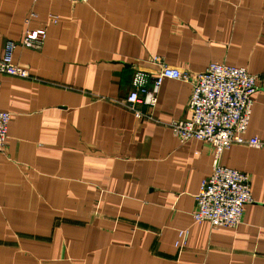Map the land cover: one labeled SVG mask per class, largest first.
Wrapping results in <instances>:
<instances>
[{
	"label": "crops",
	"instance_id": "obj_1",
	"mask_svg": "<svg viewBox=\"0 0 264 264\" xmlns=\"http://www.w3.org/2000/svg\"><path fill=\"white\" fill-rule=\"evenodd\" d=\"M36 28L42 45H21ZM6 39L28 76L0 73V264H264V149L221 155L249 177L241 222L195 223L213 149L167 125L189 117L191 81L164 78L152 109L136 105L151 118L125 106L153 55L191 76L216 62L264 78V0H0V55ZM252 100L245 137L264 138V89Z\"/></svg>",
	"mask_w": 264,
	"mask_h": 264
},
{
	"label": "built area",
	"instance_id": "obj_2",
	"mask_svg": "<svg viewBox=\"0 0 264 264\" xmlns=\"http://www.w3.org/2000/svg\"><path fill=\"white\" fill-rule=\"evenodd\" d=\"M28 20L29 17L25 22ZM45 35L44 28L26 29L21 45L39 48ZM16 46L11 39L4 41L0 73L27 77V69L13 59ZM149 60L157 66V71L153 76L140 69L133 73L125 106L137 118H151V110L141 112L136 105L142 103L152 109L164 78L191 81L189 117L171 120L167 124L180 142L197 139L209 143L213 149L211 172L200 183L195 195L196 205L190 216L193 222L207 221L212 227L237 226L246 205L252 202L249 177L245 172L224 166L220 160L224 150L235 143L264 149V138L256 135L245 137L253 104L252 95L256 90L264 89V78L250 73L245 67L216 62L209 63L203 71L191 76L188 71L165 64L160 56L153 55ZM9 120L10 113L0 110V153L6 146ZM188 233V228L178 233L184 244Z\"/></svg>",
	"mask_w": 264,
	"mask_h": 264
}]
</instances>
